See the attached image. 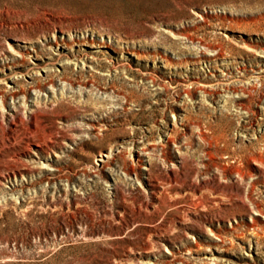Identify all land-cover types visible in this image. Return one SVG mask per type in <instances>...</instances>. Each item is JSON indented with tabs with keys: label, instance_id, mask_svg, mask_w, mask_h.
Here are the masks:
<instances>
[{
	"label": "rangeland",
	"instance_id": "374dc122",
	"mask_svg": "<svg viewBox=\"0 0 264 264\" xmlns=\"http://www.w3.org/2000/svg\"><path fill=\"white\" fill-rule=\"evenodd\" d=\"M0 264H264V0H0Z\"/></svg>",
	"mask_w": 264,
	"mask_h": 264
}]
</instances>
